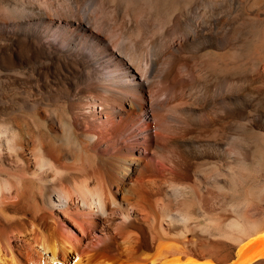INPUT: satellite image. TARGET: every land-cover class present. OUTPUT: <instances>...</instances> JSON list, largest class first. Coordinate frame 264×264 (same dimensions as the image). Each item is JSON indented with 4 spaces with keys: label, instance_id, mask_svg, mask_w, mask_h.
<instances>
[{
    "label": "bare ground",
    "instance_id": "1",
    "mask_svg": "<svg viewBox=\"0 0 264 264\" xmlns=\"http://www.w3.org/2000/svg\"><path fill=\"white\" fill-rule=\"evenodd\" d=\"M82 1L0 0V264L263 260L264 36Z\"/></svg>",
    "mask_w": 264,
    "mask_h": 264
},
{
    "label": "rangeland",
    "instance_id": "2",
    "mask_svg": "<svg viewBox=\"0 0 264 264\" xmlns=\"http://www.w3.org/2000/svg\"><path fill=\"white\" fill-rule=\"evenodd\" d=\"M25 1H28V0H25ZM211 1H213V0H211ZM92 2H93V0L82 1V5L84 6V9H87L92 4ZM199 6L200 5L197 4V7H196V5H194V7H191L189 9V11H188L189 14L187 13V15H186V18L188 20H190V17H191L193 19L192 21H196L197 19H199L201 17L202 7L200 8ZM213 6H215V5H212V6H210V8H208V11L211 10L209 12L211 14H210V17L208 16V17H206V19L210 18L211 21L218 23L219 25L221 24L223 26L222 32H223V35L225 37L226 42L229 41V36L231 37V35L238 42L243 37L246 38V37H250L251 35L252 36H258V35L264 36V0H257V2L254 4H251V0H220V5H219L220 7L217 6L218 9H216V7H213ZM211 7H213V8L211 9ZM220 8L222 10H220ZM213 9H215V12H213L214 11ZM216 10H218L219 12ZM215 13H219L218 16L216 15V19H214ZM255 14H257V15H255ZM250 16H253V17H250ZM127 17H130V15H128ZM142 17H143V19L147 18L144 14H140L138 16H135L134 18L138 19V20H140V19L142 20ZM249 18H251L250 21H249ZM224 21L226 23H224ZM237 37H238V39H237ZM259 64H261V63H259ZM259 66H261V65H259ZM243 74L241 73V75H243ZM243 79L244 78H241V81H239V82L242 86L243 85L245 86L246 83H245V81H243ZM217 84L215 85V87H217V88L221 87V85H222L221 82H220L221 85L219 83H217ZM29 126H30V128H34V122H32V120L30 121ZM139 134H141V133H139ZM263 206L264 205H262L260 207L257 206L256 211H253V212H255L254 213L255 218L257 220H260V221L264 220V207ZM257 210H258V212H257ZM245 213H247V211H245ZM225 241H227V240H225ZM258 261L256 264H258V263L264 264V258H263V260L260 259ZM253 264H255V263H253Z\"/></svg>",
    "mask_w": 264,
    "mask_h": 264
}]
</instances>
